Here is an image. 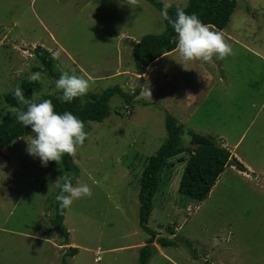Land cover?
Returning a JSON list of instances; mask_svg holds the SVG:
<instances>
[{"label": "rangeland", "instance_id": "1", "mask_svg": "<svg viewBox=\"0 0 264 264\" xmlns=\"http://www.w3.org/2000/svg\"><path fill=\"white\" fill-rule=\"evenodd\" d=\"M157 1L183 7L188 0ZM164 26L146 0H0V110L8 106L4 94L22 81L34 83L33 97L58 94L61 69L87 78L86 93L115 84L131 93L137 84L131 42ZM206 26L223 36L231 55L202 62L166 53L147 67L128 102L130 114L114 94L108 115L87 122V136L72 154L73 183L88 184L91 195L63 209L66 238L49 220L64 177L58 162L42 166L26 152L31 131L1 149L0 264H138L149 236L138 219L139 178L166 139V113L184 130V146L188 130L230 150L235 144L232 154L252 170L226 166L196 202L176 190L185 161L163 169L145 222L154 232L148 264H264V177L257 172L264 166V0H237L225 28ZM36 45L58 53L56 74L34 57ZM31 73L39 78L30 80ZM161 237L173 243H157ZM97 248L101 260L94 262Z\"/></svg>", "mask_w": 264, "mask_h": 264}, {"label": "trees", "instance_id": "2", "mask_svg": "<svg viewBox=\"0 0 264 264\" xmlns=\"http://www.w3.org/2000/svg\"><path fill=\"white\" fill-rule=\"evenodd\" d=\"M146 1L162 13L163 4L160 1ZM236 4L237 0H188L183 7L170 5L166 9V12L169 18L174 19L176 9L180 8L186 13L196 14L203 24L221 30L227 26ZM163 22L165 24L163 32L157 34L148 33L140 37L139 40L131 42L134 69L135 73L139 75L136 77L137 84L131 93L124 92L119 85L115 84L105 88L101 93H86L88 99L82 100V95L73 98L71 102H66L60 99L59 92L58 94H42L38 98L33 97L31 90L34 83L31 81H22L20 89H22L25 98L32 100L49 99L55 111L63 112L67 110L72 112L83 122L84 130L87 131L88 121H101L108 115V100L112 95L118 94L121 96L125 103L127 102L125 106L129 109L128 102L131 101L133 95L139 93L147 66L162 54L175 48V33L172 26L164 17ZM31 50L41 65L46 67L51 74H56L53 71L55 65L54 59L51 58L50 52L46 48L36 45ZM35 69L39 70L41 68L37 66ZM4 100L8 106L5 112L0 110V113H4L3 115H5L0 120V155H2V148L8 147L14 139L31 131L28 126L22 127L16 121L15 114L10 111V107L23 108V105L19 104L13 92L5 93ZM126 114H130V111L126 112ZM164 120L166 139L147 158L139 178L138 219L140 227L149 236L146 239V244L139 249L138 264H148L147 261L152 251L150 244L154 241V232L147 228L145 222L151 210L153 194L158 188L163 169L175 164L174 160L176 162L185 161L176 190L196 202H201L208 196V193L226 166H234L237 170L245 169L240 162L230 156L229 150L216 142L212 136L188 130L190 141L188 146H184L181 143V135L184 131L181 125L169 113L165 114ZM58 164L59 174H63L64 176L71 174L73 178L72 182H74L78 169L72 159V155L65 153L58 161ZM168 178V180L172 179V177ZM62 182L63 179L60 183ZM52 206L55 212L49 219L50 223L66 238L68 231L62 222L64 210L58 207V202L55 198ZM157 242L163 246L173 243L171 240L163 237L158 238ZM75 251L76 248L67 247V253L74 254Z\"/></svg>", "mask_w": 264, "mask_h": 264}, {"label": "clouds", "instance_id": "3", "mask_svg": "<svg viewBox=\"0 0 264 264\" xmlns=\"http://www.w3.org/2000/svg\"><path fill=\"white\" fill-rule=\"evenodd\" d=\"M169 6L168 3L163 5L162 15L175 33L174 49L179 54L181 61L210 62L213 56L219 60L231 55V47L224 41L219 32L210 30L196 14L186 13L180 8L176 9L174 19L169 18L166 12ZM50 55L55 60L58 53L52 51ZM38 78L39 73H31L29 76L30 80H37ZM89 83V80L84 76L61 69L60 75L54 81V87L59 91L61 100L71 102L73 98L80 97L89 90ZM13 95L19 104L23 105V108L10 107V111L15 114L16 121L22 127L28 126L32 132L30 140L26 141V152L33 157H38L42 166H45L50 160L58 162L65 153L72 155L76 148L83 144L87 132L84 130L83 122L72 112L67 110L55 111L49 99L32 100L25 98L22 89L19 87L14 88ZM230 156L234 157L231 153ZM234 158L240 162L236 157ZM240 164L242 163L240 162ZM72 179V175L67 174L63 177V182L57 184L58 191L55 200L61 209L68 208L74 199L91 195L88 184H74ZM153 243L151 242L152 245H154ZM101 253L99 248L94 251V262L101 260ZM96 254L99 256L98 260H95Z\"/></svg>", "mask_w": 264, "mask_h": 264}, {"label": "crops", "instance_id": "4", "mask_svg": "<svg viewBox=\"0 0 264 264\" xmlns=\"http://www.w3.org/2000/svg\"><path fill=\"white\" fill-rule=\"evenodd\" d=\"M176 51V49H174L173 51H171V52H169V53H167V54H171V53H173V52H175ZM149 66V65H148ZM147 69V68H146ZM137 75V74H136ZM144 75H145V73H144ZM138 76V75H137ZM234 147H235V144L233 145V147L231 148V150H233L234 149ZM226 148H227V146H226ZM228 149V148H227ZM229 151H230V153L232 154V152H231V150L230 149H228ZM237 152V151H236ZM233 156L234 155H236V158L237 159H239V161H241V163L243 164V166L246 168L245 170H242V174H244V172H249L250 170H252V168H251V166L249 165V163H247V161L244 159V158H242L240 155H238V154H236L235 153V151H234V153L232 154ZM258 173H259V177L260 178H262V177H264V166L262 167V168H260L258 171H257ZM245 175H247V174H245ZM154 244V243H153Z\"/></svg>", "mask_w": 264, "mask_h": 264}, {"label": "built area", "instance_id": "5", "mask_svg": "<svg viewBox=\"0 0 264 264\" xmlns=\"http://www.w3.org/2000/svg\"><path fill=\"white\" fill-rule=\"evenodd\" d=\"M126 107V112H129V109H128V107L127 106H125ZM99 259V256L96 254V256H95V260H98Z\"/></svg>", "mask_w": 264, "mask_h": 264}]
</instances>
